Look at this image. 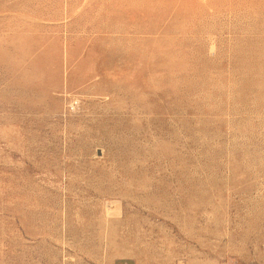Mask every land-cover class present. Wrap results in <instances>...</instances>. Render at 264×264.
I'll return each instance as SVG.
<instances>
[{
	"label": "rangeland",
	"instance_id": "1",
	"mask_svg": "<svg viewBox=\"0 0 264 264\" xmlns=\"http://www.w3.org/2000/svg\"><path fill=\"white\" fill-rule=\"evenodd\" d=\"M0 264H264V0H0Z\"/></svg>",
	"mask_w": 264,
	"mask_h": 264
},
{
	"label": "built area",
	"instance_id": "2",
	"mask_svg": "<svg viewBox=\"0 0 264 264\" xmlns=\"http://www.w3.org/2000/svg\"><path fill=\"white\" fill-rule=\"evenodd\" d=\"M72 108L75 109V105H72Z\"/></svg>",
	"mask_w": 264,
	"mask_h": 264
}]
</instances>
